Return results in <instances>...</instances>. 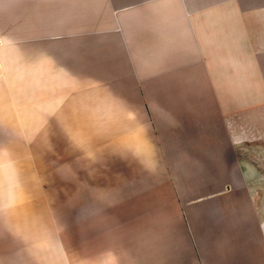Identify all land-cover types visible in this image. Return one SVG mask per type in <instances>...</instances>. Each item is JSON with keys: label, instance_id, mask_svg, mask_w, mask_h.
<instances>
[{"label": "crops", "instance_id": "crops-1", "mask_svg": "<svg viewBox=\"0 0 264 264\" xmlns=\"http://www.w3.org/2000/svg\"><path fill=\"white\" fill-rule=\"evenodd\" d=\"M0 38V149L18 155L33 141L19 128L40 126L43 169L56 159L59 201L78 212L84 254L75 249L72 264L95 263L92 239L109 245L108 219L80 209L101 198L87 190L108 199L114 184L124 187V264H264V0H0ZM136 122L151 167L112 154ZM71 140L103 158L89 165ZM52 255L40 264H68ZM0 264H35L2 215Z\"/></svg>", "mask_w": 264, "mask_h": 264}, {"label": "clouds", "instance_id": "clouds-1", "mask_svg": "<svg viewBox=\"0 0 264 264\" xmlns=\"http://www.w3.org/2000/svg\"><path fill=\"white\" fill-rule=\"evenodd\" d=\"M191 47V41L187 42ZM38 61L52 66V61L38 54ZM236 62L230 61L224 64L225 70L229 67H236ZM63 72L64 70L56 69ZM239 99V97H237ZM113 105H119L121 102L111 100ZM35 111V107L29 109L25 105L22 113ZM123 118L130 122H135V113L130 110L122 109ZM146 127L138 122L129 130H126L125 140L117 144L112 154L125 156L129 151L132 156L139 159L145 166L151 167V148L145 139ZM25 140L32 134L31 126L25 125L19 128L17 133ZM130 141V142H129ZM69 148L72 151H81L84 153V159L88 164H95L103 157L86 148L84 142L71 140ZM0 157L4 161V182L6 196L0 202V215L4 218V227L12 234L14 238L24 245L25 250L32 256L35 264H40V253L47 250L51 244V237L64 231V225L61 222L62 213L52 205L56 203L57 196L54 192H44L43 186L48 183L45 176L33 169L34 166L29 163L30 156L13 155L7 147L0 149ZM61 179L72 180L74 173L71 169H58ZM86 189V186H84ZM38 192L43 195L47 201L44 209L37 213L32 209L33 193ZM87 195L102 198L103 194L87 190ZM115 264V262H113Z\"/></svg>", "mask_w": 264, "mask_h": 264}, {"label": "rangeland", "instance_id": "rangeland-1", "mask_svg": "<svg viewBox=\"0 0 264 264\" xmlns=\"http://www.w3.org/2000/svg\"><path fill=\"white\" fill-rule=\"evenodd\" d=\"M31 126V132L32 134L30 137L32 138V142H23V143H17L18 147V155L21 156H30L32 159L29 163H31L34 168L29 169V172L32 170H35L39 172L41 175L45 176L48 180V183L44 184L43 191L44 192H54L57 196L56 203L52 205L53 207L60 209V212L62 213L63 217L61 220L63 221L64 230L65 233L68 235V237L65 239V242L63 241L62 235L58 234L56 236L51 237V244L49 249V261L52 260V254L59 255L57 251L63 249V255H59V259L64 260L65 262H68V264H72L74 262L73 260V252L76 251L79 252V254L82 253L83 249V243L82 241L79 242V235L75 233V236L72 237V229H73V217L78 216V212H73L72 206H65L64 200L59 201V197L63 199V195L59 196L60 192L56 188L57 186V173H55V167H56V159H53V162L49 161L48 165H54V168H49L50 170L45 172L43 169L44 166V152L42 151V142L40 137V126L39 125H30ZM47 163L45 162V165ZM54 169V170H53ZM118 184L120 183L117 181ZM122 185L117 186L114 184V188H110L107 191L108 199H105L104 197L99 198L96 200V205L91 207H82L80 211L82 210V215L92 214L94 218L97 220L98 224L104 227V219L107 218L108 221L106 222L107 228H112L111 238L109 245L106 243L105 240L100 238H94L91 241L92 244H84V250L86 255L92 253V257H87L86 262H90L91 259L95 260V263L91 264H101L103 261L104 254L107 256L110 255L113 257V259L117 262V264H124V187L121 188ZM33 210L37 213L41 212L47 201L43 195H41L38 192L33 193ZM68 199L66 200H72V193L70 192L69 195L66 197ZM75 208V207H74ZM90 208V209H89ZM78 211V210H77ZM81 213V212H79ZM101 220L103 222H101ZM96 223V222H95ZM114 227V228H113ZM81 239V238H80ZM76 241V246H71V244ZM70 243V247L67 245ZM81 249V251H80ZM90 251V252H88ZM108 251V252H107ZM84 252V251H83ZM107 252V253H106ZM78 255V254H77ZM89 256V255H87ZM86 258V257H85Z\"/></svg>", "mask_w": 264, "mask_h": 264}, {"label": "built area", "instance_id": "built-area-1", "mask_svg": "<svg viewBox=\"0 0 264 264\" xmlns=\"http://www.w3.org/2000/svg\"><path fill=\"white\" fill-rule=\"evenodd\" d=\"M0 43H1V38H0Z\"/></svg>", "mask_w": 264, "mask_h": 264}]
</instances>
